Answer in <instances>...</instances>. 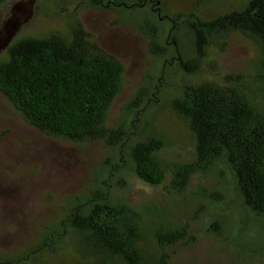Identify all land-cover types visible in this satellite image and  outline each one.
<instances>
[{"label":"trees","instance_id":"trees-1","mask_svg":"<svg viewBox=\"0 0 264 264\" xmlns=\"http://www.w3.org/2000/svg\"><path fill=\"white\" fill-rule=\"evenodd\" d=\"M46 1L38 2L36 16ZM10 3L0 0L1 20ZM88 3L128 18L150 37L151 54L168 50L174 59L166 58L165 66L192 74L209 47L223 46L230 33H240L255 47L256 73L241 87L235 75L201 84L181 82L170 110L193 137L194 155L185 161L165 159L161 152L168 141L151 119L141 117L146 107L159 103L163 78L150 92V75L145 76L123 106L122 121L109 127L110 107L123 87L124 62L83 23L71 20L81 4L72 13L49 4V17L70 20L65 28L26 33L25 25L16 34L0 53V91L42 134L74 143L107 137L115 153L105 157L103 174L65 201L29 244L1 252L0 264H172L178 245L194 237L177 205L196 218L211 204H225L224 187L211 194L205 187L188 191L196 175L216 168L232 176L231 200L244 223L249 218L260 223L258 236L264 240V0H85L83 7ZM164 26L168 30L162 36ZM144 97L147 105L140 104ZM131 107L136 110L127 130ZM125 166L143 182L163 188L165 201H132L123 187ZM210 226L224 229L220 217Z\"/></svg>","mask_w":264,"mask_h":264},{"label":"rangeland","instance_id":"rangeland-1","mask_svg":"<svg viewBox=\"0 0 264 264\" xmlns=\"http://www.w3.org/2000/svg\"><path fill=\"white\" fill-rule=\"evenodd\" d=\"M84 2L63 0L61 3H49L47 0L44 10L38 16L34 15L23 32L65 28L70 17H49V4L64 13H72L81 4L71 20L83 23L93 38L118 55L125 65L123 87L110 107L107 125L116 127L122 121L119 118L123 106L133 97L145 76L150 75L147 86L150 92L151 88H155L156 81L163 78L159 103L146 107L142 120L151 119L155 130L168 141L161 152L162 157L179 161L192 159L194 139L186 124L172 116L171 99L180 93L179 84L183 81L201 84L217 80L219 76L225 79L229 75L237 76L239 87L248 81L247 78L252 81L256 59L252 42L240 33H230L223 46L213 44L207 49V57L195 74L184 69L174 70L165 66L166 58L174 59L172 54L168 50L161 56L151 54L150 37L133 26L128 18L91 3L83 7ZM167 30L168 27L164 26L162 36ZM147 101L148 97H144L140 104L147 105ZM131 108L125 122L127 130L132 129L130 119L136 110ZM114 153L107 137L74 143L42 134L24 122L0 91V253L29 244L39 228L57 215L65 201L85 191L96 176L103 174L101 170L105 157H112ZM125 168L123 175L127 184L123 187L132 201L137 204L150 200L165 201L163 188L143 182L129 166ZM230 182H233L232 176L226 170L216 168L207 175H196L188 191L198 187H205L208 194L220 187L231 191ZM228 190L225 196L229 201L225 199V204L221 206L211 204L208 211H202L205 216L198 212L195 213L197 217L192 218L186 206L177 205V210H184L183 220L190 222V234L194 237L190 243L178 245L172 264H264V240L258 236L262 227L253 218L246 223L242 221V215L237 212ZM187 197L188 200L193 199ZM193 201L196 202L195 199ZM217 217L223 221V230L210 226Z\"/></svg>","mask_w":264,"mask_h":264},{"label":"water","instance_id":"water-1","mask_svg":"<svg viewBox=\"0 0 264 264\" xmlns=\"http://www.w3.org/2000/svg\"><path fill=\"white\" fill-rule=\"evenodd\" d=\"M37 0H12L8 13L0 21V53L34 17Z\"/></svg>","mask_w":264,"mask_h":264}]
</instances>
